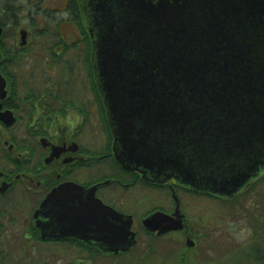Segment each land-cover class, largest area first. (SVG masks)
<instances>
[{
    "label": "water",
    "instance_id": "1",
    "mask_svg": "<svg viewBox=\"0 0 264 264\" xmlns=\"http://www.w3.org/2000/svg\"><path fill=\"white\" fill-rule=\"evenodd\" d=\"M92 22L96 79L123 167L224 199L264 175V0H98ZM94 189L89 235L128 249L132 215ZM167 216L144 223L183 227L178 206L176 219Z\"/></svg>",
    "mask_w": 264,
    "mask_h": 264
},
{
    "label": "flooded vegetation",
    "instance_id": "2",
    "mask_svg": "<svg viewBox=\"0 0 264 264\" xmlns=\"http://www.w3.org/2000/svg\"><path fill=\"white\" fill-rule=\"evenodd\" d=\"M97 2L0 0V264H154L147 256L154 239L162 240L158 264H204L190 258L204 233L192 229L185 205L189 196H215L174 179L150 182L115 159L93 60ZM90 187L132 215L136 241L128 249L89 235ZM177 206L182 228L145 225L154 212L176 219Z\"/></svg>",
    "mask_w": 264,
    "mask_h": 264
},
{
    "label": "rangeland",
    "instance_id": "3",
    "mask_svg": "<svg viewBox=\"0 0 264 264\" xmlns=\"http://www.w3.org/2000/svg\"><path fill=\"white\" fill-rule=\"evenodd\" d=\"M105 139L104 137V144ZM181 194L184 201H187L186 194L184 195L183 192ZM263 194L264 175L243 192L229 199L216 196H189L185 211L191 225H195H192V229L204 233L196 237L199 238V245L195 247V251H191L190 258L199 259L204 264H264ZM157 195L159 197L155 196V198L160 201L161 192ZM141 196L136 191L133 198L138 201ZM153 201L157 202V200ZM166 202L169 206L168 198ZM145 207L141 205L137 208L136 215L140 216ZM153 242L155 249L147 256L152 263L158 264L164 256L159 248L162 240L154 239ZM179 244L184 248V239ZM135 250L133 256L141 259L143 251L138 247ZM194 252L199 253L195 256Z\"/></svg>",
    "mask_w": 264,
    "mask_h": 264
},
{
    "label": "trees",
    "instance_id": "4",
    "mask_svg": "<svg viewBox=\"0 0 264 264\" xmlns=\"http://www.w3.org/2000/svg\"><path fill=\"white\" fill-rule=\"evenodd\" d=\"M111 135V134H110ZM253 186V185H252ZM263 198H264V194H263ZM258 257H260V256H258Z\"/></svg>",
    "mask_w": 264,
    "mask_h": 264
}]
</instances>
